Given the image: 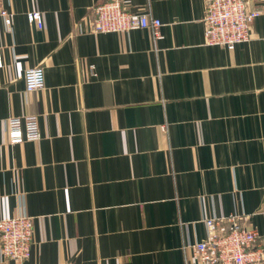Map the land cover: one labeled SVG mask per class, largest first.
I'll return each mask as SVG.
<instances>
[{"label":"crops","instance_id":"1","mask_svg":"<svg viewBox=\"0 0 264 264\" xmlns=\"http://www.w3.org/2000/svg\"><path fill=\"white\" fill-rule=\"evenodd\" d=\"M102 1L1 0L0 217H33L22 264H188L208 217L264 236V0L232 48L205 43L207 0H129L159 39L92 32ZM31 114L40 138L11 143L7 119Z\"/></svg>","mask_w":264,"mask_h":264},{"label":"built area","instance_id":"2","mask_svg":"<svg viewBox=\"0 0 264 264\" xmlns=\"http://www.w3.org/2000/svg\"><path fill=\"white\" fill-rule=\"evenodd\" d=\"M262 9H249L248 0H207L204 12L205 43L209 46L234 47L252 36L253 20ZM29 22L43 28L41 11L27 12ZM15 13L1 4L0 21L11 31ZM160 18L132 8L129 0H104L94 7L91 31L95 33L128 32L133 28L150 29L155 38L162 37ZM26 91L42 89L45 72L41 65L24 72ZM164 128V127H163ZM11 143L37 140L40 130L36 115L13 116L7 119ZM208 232L190 248L188 264H264V236L241 222V217L217 216L205 219ZM33 217L27 213L0 217V251L9 260L22 264L31 255Z\"/></svg>","mask_w":264,"mask_h":264}]
</instances>
